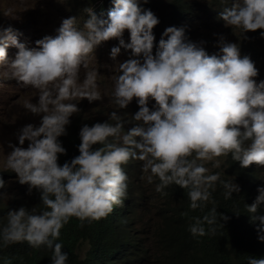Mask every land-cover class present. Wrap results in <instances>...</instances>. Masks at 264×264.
<instances>
[{
	"label": "clouds",
	"instance_id": "obj_1",
	"mask_svg": "<svg viewBox=\"0 0 264 264\" xmlns=\"http://www.w3.org/2000/svg\"><path fill=\"white\" fill-rule=\"evenodd\" d=\"M62 1L73 4L66 15L45 33L35 21L28 45L17 27H0V76L18 95L2 167L28 195L0 207V264H28L36 250L66 264L82 225L104 217L128 225L135 216L138 230L136 180L139 197L202 208L193 236L205 235V223L230 235L245 208L264 242V79L255 80L264 0H214L203 23L185 0ZM5 179L0 171V186Z\"/></svg>",
	"mask_w": 264,
	"mask_h": 264
},
{
	"label": "trees",
	"instance_id": "obj_2",
	"mask_svg": "<svg viewBox=\"0 0 264 264\" xmlns=\"http://www.w3.org/2000/svg\"><path fill=\"white\" fill-rule=\"evenodd\" d=\"M79 2L89 6L106 0ZM139 200L140 205H137L135 213L138 208L152 207L158 219L154 227V250L144 241L143 224L140 222L139 229L135 228V216L128 225L122 219L118 225L115 218L111 217L107 221L104 217L82 225L80 244L67 251L66 264H247L248 256L264 257V242L257 241L255 226L247 224L245 208L240 216L233 219L230 235L226 234L225 237L215 231L210 233V226L205 223V235L193 236L188 228L193 217L207 214L202 208L192 210L186 203L172 200L162 193L142 192ZM187 220L190 222L187 223ZM83 249L84 256H81ZM14 250V247L8 248V258ZM185 255L188 258L184 261ZM48 262L46 253L36 250L32 252L28 264Z\"/></svg>",
	"mask_w": 264,
	"mask_h": 264
},
{
	"label": "rangeland",
	"instance_id": "obj_3",
	"mask_svg": "<svg viewBox=\"0 0 264 264\" xmlns=\"http://www.w3.org/2000/svg\"><path fill=\"white\" fill-rule=\"evenodd\" d=\"M171 2L172 0H156L157 6L166 8L167 4H171ZM185 3L188 6V12L191 13V18L196 22L203 23L205 15L208 12L207 7L213 5L214 0H204L199 4L193 3V0H185ZM72 5V3H66L62 0H0V27H7L8 25L17 27V31L14 34L16 36L22 34V36H18V41L28 45L32 40L30 36L26 35V31H31V33L35 35L38 32L36 22L41 25V33L49 31L61 16L66 15ZM74 8L79 10L80 5H76ZM6 11L9 13L8 15H4ZM28 20L34 22L29 24L26 22ZM45 20H49L50 23L45 24ZM112 42L115 45L117 44L116 39H112ZM13 48L14 47L9 46V49ZM258 50L263 51L261 45L258 46ZM124 53L125 58L128 59L129 53L125 51ZM258 69L260 77L259 79H255L257 82H259L260 79H264V59L259 63ZM0 79L4 82L3 88L8 92L5 100L0 103V171L6 174L5 186H0V190L3 189L0 191V207H4L14 204L16 200H25L28 195L25 191L13 185V181L16 179L15 174L2 167L4 156L7 153V150L4 149V145L17 132V122L13 115V111L18 101V95L9 83V80H11L10 78L0 76ZM136 191V199H138L139 191L142 190L137 180ZM141 211L144 241L147 246L154 250V241L156 237L154 227L158 219L152 207H147L144 212L142 209Z\"/></svg>",
	"mask_w": 264,
	"mask_h": 264
}]
</instances>
